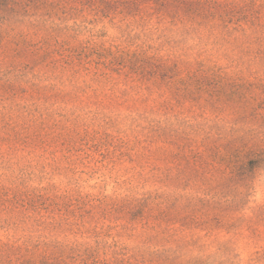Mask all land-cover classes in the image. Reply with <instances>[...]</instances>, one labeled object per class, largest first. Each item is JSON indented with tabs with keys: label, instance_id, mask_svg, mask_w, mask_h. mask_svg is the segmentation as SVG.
I'll return each mask as SVG.
<instances>
[{
	"label": "rangeland",
	"instance_id": "1",
	"mask_svg": "<svg viewBox=\"0 0 264 264\" xmlns=\"http://www.w3.org/2000/svg\"><path fill=\"white\" fill-rule=\"evenodd\" d=\"M0 264H264V0H0Z\"/></svg>",
	"mask_w": 264,
	"mask_h": 264
}]
</instances>
